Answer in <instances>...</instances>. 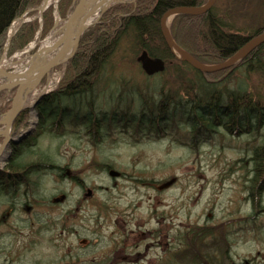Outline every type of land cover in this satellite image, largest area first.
Listing matches in <instances>:
<instances>
[{"label": "rangeland", "instance_id": "rangeland-1", "mask_svg": "<svg viewBox=\"0 0 264 264\" xmlns=\"http://www.w3.org/2000/svg\"><path fill=\"white\" fill-rule=\"evenodd\" d=\"M263 1L216 0L212 6L214 17L239 31L247 33L259 29L262 34ZM61 3L62 0L51 3L42 13L37 9L39 4L14 20V26L21 22L18 30L27 23L36 26L33 39L26 45L35 39L44 40L54 28L56 19L64 18L66 5ZM137 3L132 5L137 6ZM133 10L125 15L133 14L137 8ZM51 21V27L46 31L45 27ZM194 28L192 25L186 30L192 33ZM8 32L1 61L21 49L12 46L16 34L7 46ZM187 37L191 39L183 42L190 48L203 44L194 40L192 34ZM117 41L111 59L105 65L109 69L106 67L101 73L96 85V99L91 102L101 112L117 107V113L122 117L128 112L140 116L141 93L158 98L162 87L182 90V78L194 81L197 76L187 66H171L165 72L148 76L138 62L141 48L144 50L141 42L145 39H137L135 30L129 27ZM260 53L264 57V47ZM24 56H16V59ZM240 66L231 70L230 73H235L227 81L229 87L235 88L238 82L251 86L258 82L264 86V75L262 79L257 73L247 75L246 66ZM65 68L58 69L39 86L27 102L31 110L37 100L43 102V86L49 83L47 89L53 88V91L63 88L62 83L69 76L68 68ZM224 74L219 72L214 78H222ZM14 92L1 96L0 115L10 108L11 104H1L11 100ZM185 94L188 93L183 91L181 96ZM29 114L16 132L34 133L38 117L33 110ZM63 118L67 126L65 132L58 135L54 126L56 121H47V131L43 128L33 149L49 154L50 162L69 169L83 180V186L59 179L58 172L53 170L39 171L42 175L41 183L37 184L39 191L42 190V194H37L39 200L40 196L45 199L63 193L67 196L66 201L57 204L43 201L50 206L45 209L47 217L41 218L32 212L28 215L21 210L14 212L6 200L0 198V238L6 231L13 233V243H5L6 252L0 253V264H198L195 261L199 259L182 257L180 253L187 249L188 232L204 226L212 231L211 239L221 243L225 240L224 246H207L211 256L223 259L227 248L231 262L225 264H264V191L260 195L259 188L253 190L250 181L253 147L258 144L254 135L233 136L219 128L214 137L194 148L189 143L191 139L186 137L188 129L185 125L170 129L167 136L159 137L149 133L142 136L123 123L116 122L110 127L107 122H102L101 125L105 124L101 130L103 140L94 141L86 135V118H78L76 122H69L70 118L66 116ZM28 137L19 140L20 144ZM1 139L3 142L2 136L0 142ZM9 153L10 149L3 163ZM101 164L109 167L106 170ZM108 170L123 172L124 176L113 178ZM32 178L37 179L36 176ZM163 185L166 187L161 188ZM39 226L43 227L40 231ZM122 248H126L123 258L119 254ZM175 254H179L178 257Z\"/></svg>", "mask_w": 264, "mask_h": 264}, {"label": "trees", "instance_id": "trees-1", "mask_svg": "<svg viewBox=\"0 0 264 264\" xmlns=\"http://www.w3.org/2000/svg\"><path fill=\"white\" fill-rule=\"evenodd\" d=\"M72 1L62 0L61 5H66L64 17ZM41 2L42 0H0V55L4 50L6 35L13 21ZM204 3L203 0H140L137 6L121 4L109 10L96 27L89 29L84 34L78 52L67 66L69 76L62 83L63 88L49 94L46 97L49 101L41 102L37 106L39 124L31 137L38 141L43 128L47 131V121L49 120L56 121L54 126L57 128L58 134L64 132L66 125L63 122V117L72 108L71 106L78 107L77 100L85 102L96 99L97 81L107 67L105 65L111 59L113 46L117 44L121 33L127 32V29L131 27L135 30L137 39H145L141 42V46L147 49L151 56L166 60L167 69L171 66L179 68L187 66L197 75L194 81L182 78L181 81H184L182 90L175 91L173 88L162 87L158 92V98L154 95L141 93L142 115L134 121V130L147 131L149 134L165 137L170 129L181 128L180 125H185L188 129L186 137L191 139L189 143L194 148L214 137L219 132V128L220 130L224 128L225 133L233 136L254 135L258 144L253 147V168L251 169L253 175L250 181L253 182V190L257 191L259 188L258 192L260 191L261 195V191H264V86L258 82L252 86L245 82H238L235 88L229 87L227 81L235 73H230L233 70H226L224 76L218 79L214 78V75L218 73H201L188 63L176 59L161 31V17L171 8L182 5L199 6ZM135 7L137 10L133 14L124 16L125 13L133 12ZM214 16L216 17L213 11L198 16L181 15L175 19L173 25L177 41L202 62L215 64L217 61V63L224 61L250 39L261 33L259 29L247 33L239 31L229 23L225 22L224 25L222 19L217 18L216 20ZM51 24L52 21L47 24L46 31L49 30ZM192 25H195V28L192 33H188L186 27ZM35 30L36 26L34 27L33 23L22 25L15 38L12 39V46L21 49L25 47L33 39ZM191 34L194 40L202 41L203 44H193L192 48L187 46L183 40L191 39L187 37ZM263 47L264 45L257 48L240 64L246 66L245 73L247 75L257 73L262 79L264 57L260 52ZM141 50L143 49L141 48ZM213 61L215 63H212ZM183 91L188 94L181 96ZM47 102H52L53 110H51L52 107L47 108ZM64 102H70L71 106L65 107ZM117 110V107H113L111 110L113 120ZM80 113L78 112L76 116ZM94 114L89 118L90 126L87 129V135L102 141L103 137L101 136L104 134H101V124ZM76 116H73L72 119L77 120L79 117ZM18 122L21 120L18 119ZM119 122L126 124V120L122 118L119 119ZM107 123L112 125L114 122L107 121ZM23 147L22 144L12 146V154L8 157L4 169L0 170V188L16 189L25 185L28 190L31 180H34L32 177L36 176L35 182L41 183L42 175L39 171H43L45 168L57 171L58 167L52 161L50 162L52 157H49V154L37 152L33 148L22 150ZM100 166L106 169L109 167L105 164ZM77 177L73 176L70 179L81 182V179ZM212 235V231L207 226L190 230L188 246L182 252V257L190 256L195 260L199 259L195 261L198 264L231 262L227 248H225V253L223 252V259H219L220 257L217 255L208 254L207 246L225 245V240L221 243L215 238L211 239ZM247 264L251 263L247 262Z\"/></svg>", "mask_w": 264, "mask_h": 264}, {"label": "water", "instance_id": "water-1", "mask_svg": "<svg viewBox=\"0 0 264 264\" xmlns=\"http://www.w3.org/2000/svg\"><path fill=\"white\" fill-rule=\"evenodd\" d=\"M45 0L39 7L43 11L46 7ZM78 1V2H77ZM136 0H74L69 14L63 19L59 38L49 47H41L30 55L27 60L13 69H9L0 76V93L3 91L16 90L12 99V107L5 114L6 129L24 109L30 95L45 80L49 79L55 68L65 65L75 55L79 42L85 31L96 24L112 6L118 3L135 2ZM216 0H209L200 7H177L169 10L162 18V31L165 40L173 54L180 60L188 62L197 70L204 73L217 72L228 69L244 59L257 47L264 44V33L248 41L231 58L218 65L210 66L200 62L187 50L183 49L169 34L166 29V22L178 14L199 15L208 12ZM57 24V23H56ZM59 32V33H60ZM144 71L153 75L165 70V62L161 58H151L147 51H144L138 59ZM114 174V173H113Z\"/></svg>", "mask_w": 264, "mask_h": 264}, {"label": "flooded vegetation", "instance_id": "flooded-vegetation-1", "mask_svg": "<svg viewBox=\"0 0 264 264\" xmlns=\"http://www.w3.org/2000/svg\"><path fill=\"white\" fill-rule=\"evenodd\" d=\"M161 24H162V21H161ZM161 24H160V26H161ZM161 31H162V29H161ZM46 101H49V100H45V102ZM47 108H49V107H52V109L51 110H53V104H52V102L51 103H48L47 102ZM23 116V115H22ZM38 116H39V113H38ZM22 119V118H21ZM20 119V120H21ZM17 125H19V123H18V119L13 123V125H12V127H11V130H10V132H9V137L8 138H5V137H3V139L5 138V139H7L6 141H9L10 139L11 140H15L13 137L15 136V134L17 133L16 132V129L18 128V126ZM0 128H1V125H0ZM27 134H25V135H23L22 133H21V136H20V140L21 139H24L25 138V136H26ZM31 137V136H30ZM29 137V138H30ZM28 140V138L26 139V141ZM1 141H2V139H1ZM10 156V155H9ZM8 156V157H9ZM8 157L6 158V160H5V162H4V164H1L0 165V170H2V169H4V167H5V165H6V162H7V160H8ZM69 175V174H68ZM9 199H10V196H7ZM20 199H21V195H15V196H13V198L12 199H10L9 201H7L8 202V207L10 208V210H12V211H14V212H17L16 210H21L20 209V207H21V203H20ZM34 213L35 215H36V213H37V211H36V209H34V207L32 208V211H30V213ZM63 216H64V214H63ZM62 216V217H63ZM1 218H2V216H1ZM1 218H0V220H1ZM59 220H61V218L59 219ZM51 227H53V226H51ZM50 227V228H51ZM14 229H15V227H14ZM13 233H11L10 231H6V234H4L3 236H2V238H0V253H2V252H6V248H5V243H7V244H12L13 243V240H12V237H11V235H12ZM126 248H122V249H120L119 250V254H120V256H121V258H123L124 257V250H125ZM147 249H148V247H147Z\"/></svg>", "mask_w": 264, "mask_h": 264}, {"label": "bare ground", "instance_id": "bare-ground-1", "mask_svg": "<svg viewBox=\"0 0 264 264\" xmlns=\"http://www.w3.org/2000/svg\"><path fill=\"white\" fill-rule=\"evenodd\" d=\"M57 0H47L46 1V4L50 5L51 3H56ZM21 22H19L16 26H12L11 27V31H10V34H9V38L14 34V32L17 30L18 28V25L20 24ZM60 32V28L59 30H55L53 31L52 33H50L48 36V38L46 39V41H43L41 42L40 44H43L44 47H49V46H52L56 40L59 38V35L61 34ZM38 40H36L37 42ZM35 42V43H36ZM39 42V41H38ZM34 46V44H33ZM31 46V48L33 47ZM19 55H22L21 53ZM25 60V58H22L18 61H16V57H13V58H5L3 61H2V64L0 65V76L3 75V73L7 70L10 69V67H13L14 65H16V62H17V65H19V63L23 62ZM6 154L2 155L3 157H5Z\"/></svg>", "mask_w": 264, "mask_h": 264}]
</instances>
